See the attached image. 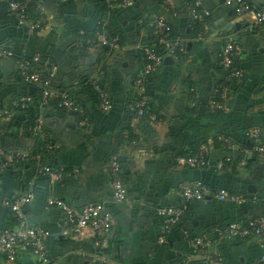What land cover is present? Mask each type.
Here are the masks:
<instances>
[{
	"label": "crops",
	"instance_id": "obj_1",
	"mask_svg": "<svg viewBox=\"0 0 264 264\" xmlns=\"http://www.w3.org/2000/svg\"><path fill=\"white\" fill-rule=\"evenodd\" d=\"M136 1L131 7L118 2L104 17L105 30L116 40L114 47L102 44L89 49L83 45L82 35L99 16L90 0L68 4L38 0L42 16L38 31L14 20L0 24V46L27 56L35 54L44 68L55 66L53 87L60 94H72L77 102V110L71 112L52 106L40 110L35 126L40 120L46 137L32 134L28 113L14 107L29 88L16 60L0 57V228L17 227L5 202L32 193V200L24 208L26 221L30 227L48 232L47 253L59 264L101 263L94 232L86 229L77 236L64 235L62 212L47 205L49 197L62 199L76 209L96 203L106 206L112 216L106 255L112 264L257 261L264 255V239L242 238L204 248L195 239L207 236L215 241L219 227L229 222L244 225L264 214L262 200L244 205L214 198L195 202L163 244L159 241L162 219L156 211L181 205L183 188L196 182L230 196L264 198V158L246 152L245 145L246 131L252 128L261 131L264 142V27L253 28L250 18L238 16L227 0H195L210 12L208 32L198 40L187 0H170L171 8L167 9L158 0ZM251 2L255 7L264 6V0ZM155 16L173 26L178 38L185 41L187 53L181 59L166 56L163 64L145 77L143 97L156 119L143 121L128 107L140 98L135 86L144 71L139 47L145 43L157 47L161 42L153 33ZM228 37L239 46L235 64L244 72L243 79L234 83L226 81V72L219 66ZM92 81L100 82V88L109 95L113 105L110 111L100 109ZM223 88L226 108L221 110L212 105V99L220 91L216 99L222 101ZM207 126H211L204 144L211 148L209 166L178 167L176 158L195 150L202 142L201 130ZM224 134L235 142L233 150L215 144V137ZM37 136L43 147L45 142L56 146L46 162L59 172L58 181L39 174L43 165L40 158L22 170L13 163L17 152L39 154ZM112 156L120 160L127 190L122 203L113 198ZM0 264L40 261L29 251L20 250L14 258L0 257Z\"/></svg>",
	"mask_w": 264,
	"mask_h": 264
},
{
	"label": "built area",
	"instance_id": "obj_2",
	"mask_svg": "<svg viewBox=\"0 0 264 264\" xmlns=\"http://www.w3.org/2000/svg\"><path fill=\"white\" fill-rule=\"evenodd\" d=\"M8 5L9 15H15L20 25H28L32 31H36L39 28V21H29L28 4L33 0H0ZM67 0H61L66 2ZM163 5L170 7V0H163ZM119 5L122 7H131L134 5V0H118ZM228 5L234 7L235 13L240 17H249L253 28L264 27V6L260 9H253L248 0H227ZM39 8V7H38ZM171 8V7H170ZM210 12L201 7L199 2H196L195 7L192 9V18L195 21L203 22L204 28L198 33L197 39L203 40L205 34L208 32L207 18ZM102 30L86 41V46L91 49L96 45L106 44L110 47H114L116 40H110L105 30V25L102 24ZM153 33L154 35L161 36V43L165 45V53H159L155 48L143 44L139 47V51L142 54L144 62V71L135 80V86L138 88L140 98L132 103L128 107V111L136 118H141L143 114L148 113L146 109V101L143 97L146 91L145 77L154 73L164 62L166 56H172L175 59H181L187 53L186 43L182 39L175 37L171 38V26L170 24L155 16L153 18ZM239 52V46L232 38L228 37L225 40L223 49L219 55V66L225 70L227 75V82L234 80H241L244 77V72L240 70L235 60ZM9 56L12 57V51L9 48L0 46V57ZM39 57L35 56L32 62L20 61L18 62V69L20 76L24 81L32 86L39 87L41 89V110L51 106L53 102L58 103V107L64 109L67 112L77 110V102L66 94H60L58 91L51 88V80L55 75V66H52L46 73L42 71H34L33 64L37 63ZM92 85L97 91L99 107L102 111L108 112L112 109V102L109 95L100 88L99 84L92 81ZM221 91L222 101L216 99L217 94L212 99V105L217 109L224 110L226 105L222 102L225 101V88ZM33 102L30 96H24L14 103V107L26 109L29 104ZM151 120L156 119L155 115H150ZM34 132L41 133L43 137H46L42 131L41 121H37ZM246 137L251 142V149L246 152L257 154L260 158H264V142L261 138V131L258 128H252L246 131ZM219 141L223 143L225 148L233 150V145L229 138L219 137ZM45 148L48 152H53L56 146L51 143H46ZM210 146H200L196 153L191 156L179 157L176 159L178 167L190 168V169H203L209 166ZM2 151L0 150V154ZM32 157L28 154L17 152L13 157V163L15 165H21L28 163ZM110 176L113 185V198L116 203H122L126 200L127 190L122 179L121 164L118 156H112L110 161ZM39 174L45 177H49L52 180L58 181L60 179L59 172L50 166H42L39 168ZM183 203L179 206H165L158 208L156 214L162 219V232L160 236V243H165L167 235L172 232L175 226H177L183 219V216L189 208V204L202 201L205 198H214L220 201H232L237 205H244L248 202H257L264 198L252 197L247 198L242 195L230 196L225 191H214L208 188L201 182H196L182 191ZM33 194L27 193L17 199L7 200L5 202L8 209L11 211V215L16 223V229L0 228V257L6 256L11 259L16 257L20 250L29 251L34 258L40 261V264H59V262L51 258L46 250L45 239L48 236V232L43 228L30 227L26 221L24 214V208L32 200ZM47 205L50 207H57L61 210L63 215L64 231L66 236H77L84 232L86 229H90L95 235V245L98 249L97 260L101 264H112L106 252L109 249L110 241L109 234L112 229V216L106 210V206L103 204H87L82 208L76 209L70 207L64 200L49 197L47 199ZM253 237L259 240L264 239V214L252 218L245 225L238 223H230L224 229L220 228L216 230V240L213 241L207 236L198 237L195 242L201 247H213L216 243L224 241H234L242 238ZM221 260V258L219 259ZM247 264H264V255L257 261Z\"/></svg>",
	"mask_w": 264,
	"mask_h": 264
},
{
	"label": "trees",
	"instance_id": "obj_3",
	"mask_svg": "<svg viewBox=\"0 0 264 264\" xmlns=\"http://www.w3.org/2000/svg\"><path fill=\"white\" fill-rule=\"evenodd\" d=\"M71 1H73V0H67L66 2H63V4H68V3H71ZM92 3H94V4H96V7H97V11L99 12V16L98 17H96V18H94V20H93V24H92V27H91V31L89 30V31H87V32H85L83 35H82V40H83V45L85 46V48H88L87 46H86V41L88 40V39H90V38H92V37H94L96 34H97V32L98 31H101L102 30V24L104 23V21H105V19H104V17L108 14V12L110 11V9H111V7H112V5H114V4H116V3H118V0L117 1H113V0H90ZM136 0H134V4H136ZM158 2H160L161 3V5H162V7L164 6L163 5V3H164V1L163 0H158ZM248 3L250 4V6L253 8V9H255V10H258V9H260L261 7H255V6H253V4H252V2H251V0H248ZM195 4H196V1L195 0H187V9H189V11H192V9L195 7ZM0 24H4V23H6V22H8L9 20H14V21H16L17 23H18V21H17V19L15 18V15H9V13H8V5L5 3V2H2V1H0ZM39 3H38V0H33L30 4H28V14H29V21H32V22H37L39 19H41V15H40V10H39ZM2 8V9H1ZM164 8H170V7H166V6H164ZM163 8V9H164ZM209 20H210V17H208L207 18V21L209 22ZM169 23V22H168ZM207 23V22H206ZM170 24V23H169ZM194 26V29H195V32H194V34H196L195 36H197L198 35V33L199 32H201L202 30H203V28H204V23L203 22H199V21H195L194 22V24H193ZM170 26H171V38H175V37H178L176 34H175V32H174V29H173V26L170 24ZM40 27H41V25H40ZM39 29V28H38ZM38 29L36 30V31H38ZM107 32V31H106ZM107 36H108V38L110 39V40H114V38L113 37H111L109 34H108V32H107ZM155 37L157 38V41H160L161 40V36H159V35H155ZM117 43H119V40H117ZM146 45H148V46H150V47H154L155 49H157V51L159 52V53H165V45L163 44V43H161V42H157L156 44H158L157 45V47H155V46H152L151 44L152 43H145ZM102 45V44H101ZM100 46V45H99ZM11 51H12V58H14L15 60H16V62L18 63V62H20V61H29V62H32L33 61V59L35 58V54H32L31 56H27V55H25L24 53H22L21 51H17L16 49H12V48H9ZM141 53V52H140ZM141 56H142V54H141ZM183 57V56H182ZM41 66H42V68H41ZM33 69H34V71H42L43 73H46L47 72V70L49 69V67H47V68H44V66L42 65V62L40 61V58H39V60H38V62L37 63H34L33 64ZM20 73V72H19ZM22 80L24 81V79L22 78ZM52 80H53V78H52ZM52 80H51V88L52 89H54V90H56L54 87H53V82H52ZM235 82H239V81H241V80H234ZM234 81H233V83H234ZM24 83L26 84V86H27V88H29V92L28 93H25V95L24 96H30L32 99H33V102L31 103V104H29V106H28V108H26V109H22V110H25L27 113H28V115H29V119L31 120V129L33 130L34 129V127H35V122H36V120H37V117H38V115H39V112H40V110H41V97H40V94H41V89L39 88V87H36V86H32V85H30V84H28V83H26L25 81H24ZM99 84H100V82H98ZM232 83V82H231ZM33 89L31 92H30V89ZM56 91H58V90H56ZM71 95L72 94H70L69 96L71 97ZM73 99H74V97H72ZM75 100V99H74ZM96 100H97V102L99 103V100H98V94L96 93ZM51 106L52 107H54V108H56V109H58V110H62V111H65L64 109H61V108H59L58 107V103L57 102H53L52 104H51ZM113 107V106H112ZM146 109H147V112L148 113H146V114H143L142 116H141V120H143V121H151V117H150V115H155V113H154V110L150 107V106H148V104H146ZM220 113H222V111L220 112ZM133 115V114H132ZM134 116V115H133ZM156 116V115H155ZM211 130V126H207V127H205V129L204 130H201V138H202V142L201 143H199L198 145H197V147L195 148V150H193V152H191L190 154H188V155H180L179 157H185V156H191V155H194L195 153H196V151H197V149L200 147V146H202V145H204V144H207V139H208V137H209V133L211 132L210 131ZM32 134H34L35 132H31ZM219 137H221V138H229L230 139V141H231V143L233 144V145H235V142L233 141V139H232V137L230 136V135H226V134H224V136H217V137H215V144H217V146H220V147H222V148H224V149H227V148H225V146L223 145V143L221 142V141H219ZM261 138H262V136H261ZM36 139L38 140V143L40 144V147H41V150H40V152H39V157H38V155H32L31 157H32V159L28 162V163H23V164H21V165H15V166H17L18 168H20L21 170L22 169H25L28 165H32V164H36V162L35 161H37V159L38 158H40L39 159V161L40 162H42L43 163V165H41L40 167H42V166H45V165H47V166H51V167H53L52 166V164H47V162H46V157L47 156H49V153L50 152H48L47 150H46V148L45 147H43L44 146V142L41 140V138L40 137H36ZM248 139V138H247ZM46 143L47 142H45V145H46ZM246 146H247V149L248 150H250L251 149V142H250V140L248 139L247 140V143L245 144ZM254 157H259L257 154H255V153H253L252 154ZM179 157H177V158H179ZM176 158V159H177ZM39 167V168H40ZM203 184H205V183H203ZM207 187H208V185L207 184H205ZM210 188V187H209ZM210 197H208V198H205L204 200H207V199H209ZM211 199V198H210ZM213 199V198H212ZM203 200V201H204ZM196 202H199V201H196ZM183 203V202H182ZM193 203H195V202H193ZM193 203H191V204H193ZM191 204H189V207L191 206ZM10 211V210H9ZM10 213H11V211H10ZM231 222H229V223H227L225 226H221V227H219V228H225L226 226H228L229 224H230ZM245 224H246V222H245ZM244 224V225H245ZM180 226V224H178L176 227H175V229L177 228V227H179ZM175 229H173V231L175 230ZM171 234V233H170ZM170 234H168L167 235V239L169 238V236H170ZM235 241V240H234ZM230 242V241H229ZM108 253H109V249H108V251L106 252V254L108 255ZM49 255V254H48ZM50 256V255H49ZM4 258H6V259H8L6 256H3Z\"/></svg>",
	"mask_w": 264,
	"mask_h": 264
},
{
	"label": "water",
	"instance_id": "obj_4",
	"mask_svg": "<svg viewBox=\"0 0 264 264\" xmlns=\"http://www.w3.org/2000/svg\"><path fill=\"white\" fill-rule=\"evenodd\" d=\"M168 60H169V58H168L166 61H168ZM166 61H165V62H166ZM32 90H33V89L31 88V89H30V92H31ZM124 160H125V158H122V159H121V161H124Z\"/></svg>",
	"mask_w": 264,
	"mask_h": 264
}]
</instances>
